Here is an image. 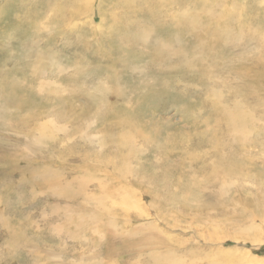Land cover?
Masks as SVG:
<instances>
[{"label": "rangeland", "instance_id": "rangeland-1", "mask_svg": "<svg viewBox=\"0 0 264 264\" xmlns=\"http://www.w3.org/2000/svg\"><path fill=\"white\" fill-rule=\"evenodd\" d=\"M78 4L0 0V264L264 260V0Z\"/></svg>", "mask_w": 264, "mask_h": 264}, {"label": "bare ground", "instance_id": "bare-ground-1", "mask_svg": "<svg viewBox=\"0 0 264 264\" xmlns=\"http://www.w3.org/2000/svg\"><path fill=\"white\" fill-rule=\"evenodd\" d=\"M43 1V0H42ZM51 1V0H50ZM52 1H54V0H52ZM89 0H78V2H79V4H78V8H79V10H76V12L78 13V12H81V9H82V6H81V3H87ZM39 2V1H38ZM49 2V1H48ZM41 3V2H40ZM43 3V2H42ZM41 3V4H42ZM54 3V2H53ZM38 4V3H37ZM43 5V4H42ZM47 5V4H46ZM54 5V4H53ZM52 5V6H53ZM76 5V4H75ZM86 5V4H85ZM51 6V7H52ZM38 7H39V5H38ZM41 8V7H40ZM54 9V8H53ZM57 9H58V7H57ZM61 9V8H60ZM63 9V8H62ZM75 9H76V6H75ZM45 10V9H44ZM48 10V9H47ZM64 10V9H63ZM63 10H61V11H63ZM69 10V9H68ZM50 12H51V10H49ZM48 11V12H49ZM54 11H56V10H54ZM58 11H60L59 9H58ZM57 11V12H58ZM65 11V10H64ZM59 13V12H58ZM14 14V13H13ZM31 14V13H30ZM36 16V15H35ZM18 19V18H17ZM4 21V20H3ZM15 24V23H14ZM13 27V26H12ZM14 28V27H13ZM35 30V29H34ZM43 56V55H42ZM46 56V55H45ZM44 56V57H45ZM54 65V64H53ZM57 65V64H56ZM50 66H52V65H50ZM79 66V65H78ZM41 69H43V68H41ZM52 69V68H51ZM60 69V68H59ZM43 70H45V68L43 69ZM62 70V69H61ZM78 70V69H77ZM44 72H46V70L44 71ZM36 73V72H35ZM49 73V72H48ZM56 73V72H55ZM42 74H45V73H42ZM47 74V73H46ZM45 74V75H46ZM52 74H53V72H52ZM58 74H60V73H58ZM57 74V75H58ZM40 75V74H39ZM48 75V74H47ZM36 76V75H35ZM49 76V75H48ZM28 77H30V76H28ZM39 77V76H38ZM31 78V77H30ZM35 78V77H34ZM25 81H27V80H25ZM29 81H31V80H29ZM34 82V81H33ZM28 85H31V84H28ZM38 89V88H37ZM42 89V88H41ZM47 130V129H46ZM230 172V171H229ZM17 232H21V231H17ZM16 233V232H15ZM13 238H22L20 235H11ZM231 251V250H230ZM233 252V251H232ZM228 253L229 252H226V251H224V252H218L217 254H215V255H213V256H211L213 259H216V260H219V261H221V262H225L226 261V263H228V264H240V261L242 260L241 258H236V256H235V258L234 257H230L229 255H228ZM234 255V254H233ZM236 255V254H235ZM243 255V254H242ZM238 257V256H237ZM166 259V256L164 257V260ZM163 260V261H164ZM159 261L161 262L162 261V258H159ZM245 261V260H244ZM256 261V260H255ZM255 261H252L251 259H247V262L246 263H248V264H264V260H261L260 262H255ZM167 262H168V264H179L178 262H177V260L175 259V257L174 258H171V255H170V257H168V259H167Z\"/></svg>", "mask_w": 264, "mask_h": 264}]
</instances>
